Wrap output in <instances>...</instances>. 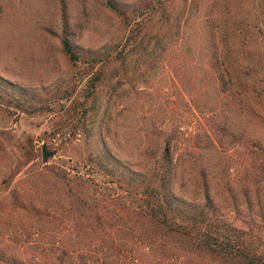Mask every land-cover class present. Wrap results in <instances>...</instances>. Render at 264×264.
<instances>
[{
	"label": "rangeland",
	"instance_id": "rangeland-1",
	"mask_svg": "<svg viewBox=\"0 0 264 264\" xmlns=\"http://www.w3.org/2000/svg\"><path fill=\"white\" fill-rule=\"evenodd\" d=\"M108 1L151 33L163 9L174 16L185 8V16L176 39L112 105L105 142L117 175L93 178L97 194L108 206L123 182L145 184L154 156L169 142L175 195L197 206L205 180L227 223L264 241V0H63L82 51L107 53L119 42ZM59 8V0H0V77L42 98L57 91L61 100L38 113L0 102V264H212L179 251L153 252L122 235L109 212L99 227L79 219L82 229H75L61 202L67 188L52 171L88 172L77 106L97 67L78 68L69 82L56 40ZM222 32L241 51V92L221 70ZM120 172L125 176L116 182Z\"/></svg>",
	"mask_w": 264,
	"mask_h": 264
},
{
	"label": "trees",
	"instance_id": "trees-1",
	"mask_svg": "<svg viewBox=\"0 0 264 264\" xmlns=\"http://www.w3.org/2000/svg\"><path fill=\"white\" fill-rule=\"evenodd\" d=\"M59 7L56 40L69 82L75 81L78 68L97 67L87 76L82 88L83 100L77 106V124L87 151L88 172L79 175L52 171L67 188L61 202L68 204L69 212L75 217V229H82L79 219L91 220L99 227L109 212L120 221L122 235L128 232L145 241L153 252L179 251L207 259L212 264H264L262 238L243 233L227 223L210 196L205 180L199 185V205L191 207L175 195L176 164L169 142L154 156L145 184L132 186L123 182L121 194L111 195L107 199L111 203L108 206L100 198L101 194H97L98 186L93 178L117 175L116 160L105 142L112 105L119 92L134 88L140 73L176 39L185 8L174 16L163 9L161 26L151 33L144 30L143 20L133 22L120 6L106 2L105 9L116 18L121 36L110 52L97 54L76 46L63 0H59ZM219 41L221 70L231 88L240 91L245 87L241 80L244 69L238 63L241 51L233 49L226 32L219 34ZM57 96V91H52L42 98L0 77V102L20 112H51L61 101ZM262 105L264 108V103ZM123 173H119L116 182L122 181L119 179Z\"/></svg>",
	"mask_w": 264,
	"mask_h": 264
},
{
	"label": "water",
	"instance_id": "water-1",
	"mask_svg": "<svg viewBox=\"0 0 264 264\" xmlns=\"http://www.w3.org/2000/svg\"><path fill=\"white\" fill-rule=\"evenodd\" d=\"M46 160V154H45V152L43 151L42 152V161H45Z\"/></svg>",
	"mask_w": 264,
	"mask_h": 264
}]
</instances>
